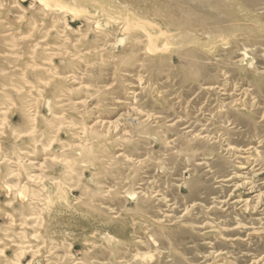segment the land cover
<instances>
[{
	"label": "rangeland",
	"instance_id": "374dc122",
	"mask_svg": "<svg viewBox=\"0 0 264 264\" xmlns=\"http://www.w3.org/2000/svg\"><path fill=\"white\" fill-rule=\"evenodd\" d=\"M0 264H264V0H0Z\"/></svg>",
	"mask_w": 264,
	"mask_h": 264
},
{
	"label": "bare ground",
	"instance_id": "6f19581e",
	"mask_svg": "<svg viewBox=\"0 0 264 264\" xmlns=\"http://www.w3.org/2000/svg\"><path fill=\"white\" fill-rule=\"evenodd\" d=\"M21 34V33H20ZM212 44V43H211ZM42 183V182H41ZM3 249V248H2Z\"/></svg>",
	"mask_w": 264,
	"mask_h": 264
}]
</instances>
